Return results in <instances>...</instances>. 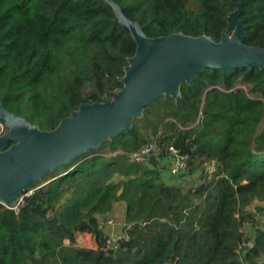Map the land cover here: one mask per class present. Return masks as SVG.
<instances>
[{
	"label": "trees",
	"instance_id": "16d2710c",
	"mask_svg": "<svg viewBox=\"0 0 264 264\" xmlns=\"http://www.w3.org/2000/svg\"><path fill=\"white\" fill-rule=\"evenodd\" d=\"M113 1L147 37L217 42L242 2L244 42L264 47V0ZM135 49L103 0H0V102L51 131L81 104L110 102ZM157 134L161 153L132 162L128 154ZM168 146L185 157L177 177L162 176ZM19 198L17 208L0 203V264L264 263V207L247 210L264 202V70L205 68L176 100L155 98L129 130L50 170ZM117 202L122 237L106 249L102 221ZM243 221L252 223V246L241 239ZM78 232L91 244H78Z\"/></svg>",
	"mask_w": 264,
	"mask_h": 264
},
{
	"label": "water",
	"instance_id": "95a60500",
	"mask_svg": "<svg viewBox=\"0 0 264 264\" xmlns=\"http://www.w3.org/2000/svg\"><path fill=\"white\" fill-rule=\"evenodd\" d=\"M103 1L136 44L119 78L123 86L110 102L81 104L51 131L40 130L0 102V124L5 127L0 135V203L8 207L50 170L64 167L105 139L129 130L132 118L141 116L147 103L161 95L176 100L180 85L190 83L205 68L264 70V47L244 42L246 30L239 19L242 2L227 17L232 30H224L217 42L206 35L193 37L181 32L147 37L119 4Z\"/></svg>",
	"mask_w": 264,
	"mask_h": 264
},
{
	"label": "built area",
	"instance_id": "2783aa9c",
	"mask_svg": "<svg viewBox=\"0 0 264 264\" xmlns=\"http://www.w3.org/2000/svg\"><path fill=\"white\" fill-rule=\"evenodd\" d=\"M167 151L172 155L170 158L169 166L167 167L166 177H177L186 171L185 157L180 155V153L174 149L172 146L167 147ZM161 153L158 141V134L154 136L149 142L140 147L137 151L128 154L129 159L135 163H147L148 159L152 156L157 157ZM207 171H212V166L207 167ZM17 204L15 208L20 205L21 199L18 197L16 199ZM102 225H104V230L106 232V249H112L117 247V243L122 237V229L124 227L123 220L117 222V218L108 214L103 218ZM241 239L245 246H252L253 243V231L252 223L249 221H243L241 225ZM79 234V233H78Z\"/></svg>",
	"mask_w": 264,
	"mask_h": 264
},
{
	"label": "rangeland",
	"instance_id": "374dc122",
	"mask_svg": "<svg viewBox=\"0 0 264 264\" xmlns=\"http://www.w3.org/2000/svg\"><path fill=\"white\" fill-rule=\"evenodd\" d=\"M165 175H166V172L163 173L164 177H165ZM175 182H177V181H175ZM257 207H264V202H260V201H256L255 200V201L251 202V204H249L247 206V210L255 211ZM123 211H124V204L121 203V202H117L114 205L113 211L111 213H109V214L114 215L117 218V222H118V221H120L122 219ZM257 214H260L257 217L260 219L261 227L264 228V214H261L260 212H257ZM78 233L76 234V239H77L78 244H80V245L91 244V239H90V237H89V235L87 233H85V232L84 233L78 232ZM258 264H264V263L263 262H259Z\"/></svg>",
	"mask_w": 264,
	"mask_h": 264
}]
</instances>
